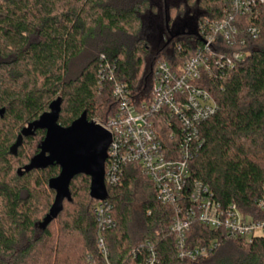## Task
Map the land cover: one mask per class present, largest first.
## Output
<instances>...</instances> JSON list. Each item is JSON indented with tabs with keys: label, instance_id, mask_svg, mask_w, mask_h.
I'll use <instances>...</instances> for the list:
<instances>
[{
	"label": "trees",
	"instance_id": "16d2710c",
	"mask_svg": "<svg viewBox=\"0 0 264 264\" xmlns=\"http://www.w3.org/2000/svg\"><path fill=\"white\" fill-rule=\"evenodd\" d=\"M188 1L194 0H0V264H143L148 242L158 264H264V236L247 243L200 222L187 233L189 247L218 245L206 257L180 258L170 230L174 209L157 200L135 164L125 167L119 185H107L115 225L105 233L106 259L97 244L91 178L75 176L70 199L44 225L56 195L49 181L61 169L26 167L46 130L23 135L11 151L22 130L58 98L63 126L84 112L106 124L119 112L114 81L127 84L134 101L149 100L156 63H183L202 44L201 21L222 16L224 0H195V29L170 35L178 23L169 8ZM256 24L260 35L245 36L237 47L245 59L205 80L219 110L201 127L205 142L191 162L190 180L208 185L222 203L264 218L257 205L264 183V4ZM101 55L115 66V80L100 81ZM161 125L163 142L176 143Z\"/></svg>",
	"mask_w": 264,
	"mask_h": 264
},
{
	"label": "built area",
	"instance_id": "2783aa9c",
	"mask_svg": "<svg viewBox=\"0 0 264 264\" xmlns=\"http://www.w3.org/2000/svg\"><path fill=\"white\" fill-rule=\"evenodd\" d=\"M264 0H224L219 19H205L199 25L202 44L180 65L159 60L154 68V81L149 100L136 102L127 84L114 81L113 96L119 112L103 125L111 134L105 165V184L119 185L124 169L137 165L156 190L157 200L174 209L170 230L176 239L180 258L191 261L208 256L218 240L207 246L189 247L187 233L194 222L211 230L247 243L264 236V218L244 214L236 204L219 201L208 185L190 180V165L205 140L201 127L218 110L219 105L205 86V80L222 77L245 59L238 49L246 43L245 36L257 38L261 29L256 24ZM100 81L115 80V66L101 55ZM97 122V121H96ZM99 123V122H97ZM170 129L171 141L166 145L160 135L162 125ZM257 205L264 212V183ZM112 205L107 198L97 200V244L108 259L105 233L115 222ZM143 264H158V254L151 243Z\"/></svg>",
	"mask_w": 264,
	"mask_h": 264
},
{
	"label": "water",
	"instance_id": "95a60500",
	"mask_svg": "<svg viewBox=\"0 0 264 264\" xmlns=\"http://www.w3.org/2000/svg\"><path fill=\"white\" fill-rule=\"evenodd\" d=\"M61 101L58 98L50 104V110L44 112L39 119L30 123L22 130L17 142L11 147L17 152L22 144L23 135H28L36 128L46 130V136L36 154L27 165L26 170L45 169L57 164L61 171L57 177L50 179L49 187L56 192L44 225L56 218L63 209L65 199H70V183L72 179L85 174L91 178L90 195L96 200L107 197L105 184V165L108 148L112 141L110 132L100 123L90 121L84 112L69 126L59 123ZM5 109H0L3 116Z\"/></svg>",
	"mask_w": 264,
	"mask_h": 264
},
{
	"label": "rangeland",
	"instance_id": "374dc122",
	"mask_svg": "<svg viewBox=\"0 0 264 264\" xmlns=\"http://www.w3.org/2000/svg\"><path fill=\"white\" fill-rule=\"evenodd\" d=\"M194 1H188V3H177V5L175 4L176 6L169 8V14L172 20L177 19L178 23L174 30L171 28L172 31L170 35H175L176 33L182 32V29H185L184 31H192L195 29L196 20L194 13L197 9L195 8ZM188 11H190V13H188Z\"/></svg>",
	"mask_w": 264,
	"mask_h": 264
}]
</instances>
